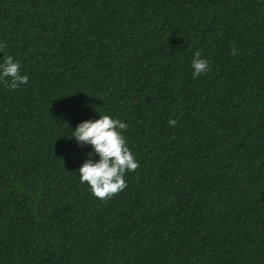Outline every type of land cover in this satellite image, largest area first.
Segmentation results:
<instances>
[{
    "label": "trees",
    "instance_id": "trees-1",
    "mask_svg": "<svg viewBox=\"0 0 264 264\" xmlns=\"http://www.w3.org/2000/svg\"><path fill=\"white\" fill-rule=\"evenodd\" d=\"M0 43V264H264V0H0ZM104 114L139 167L101 200Z\"/></svg>",
    "mask_w": 264,
    "mask_h": 264
},
{
    "label": "clouds",
    "instance_id": "clouds-1",
    "mask_svg": "<svg viewBox=\"0 0 264 264\" xmlns=\"http://www.w3.org/2000/svg\"><path fill=\"white\" fill-rule=\"evenodd\" d=\"M5 47L0 43V50ZM236 54V50H232ZM192 78L195 79L209 69L208 60L197 49L191 59ZM28 76L22 74L20 62L11 55L0 60V84L9 89L26 85ZM168 125L174 126L176 120L169 118ZM127 123L108 114L99 115L96 119L80 121L71 129L69 138H74L77 145H91V151L78 168L81 184H86L92 195L104 200L126 188L125 173L139 167V162L128 147L122 130ZM94 157H96L94 159Z\"/></svg>",
    "mask_w": 264,
    "mask_h": 264
}]
</instances>
